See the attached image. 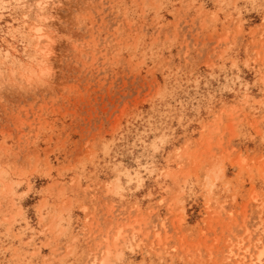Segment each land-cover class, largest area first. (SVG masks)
<instances>
[{
  "label": "rangeland",
  "instance_id": "obj_1",
  "mask_svg": "<svg viewBox=\"0 0 264 264\" xmlns=\"http://www.w3.org/2000/svg\"><path fill=\"white\" fill-rule=\"evenodd\" d=\"M0 264H264V0H0Z\"/></svg>",
  "mask_w": 264,
  "mask_h": 264
},
{
  "label": "bare ground",
  "instance_id": "obj_2",
  "mask_svg": "<svg viewBox=\"0 0 264 264\" xmlns=\"http://www.w3.org/2000/svg\"><path fill=\"white\" fill-rule=\"evenodd\" d=\"M33 26V25H32ZM36 28V29H35ZM34 29H35V31H34V33L36 32L37 33V35H39L37 38H39L40 36L41 37H43V36H45V32H44V34H42V32H41V28L40 27H35L34 26ZM33 35H35V34H33ZM46 37V36H45ZM47 39V38H46ZM36 45V44H35Z\"/></svg>",
  "mask_w": 264,
  "mask_h": 264
}]
</instances>
